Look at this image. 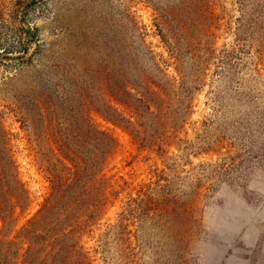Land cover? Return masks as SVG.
<instances>
[{
  "label": "rangeland",
  "instance_id": "374dc122",
  "mask_svg": "<svg viewBox=\"0 0 264 264\" xmlns=\"http://www.w3.org/2000/svg\"><path fill=\"white\" fill-rule=\"evenodd\" d=\"M43 9L32 21L41 44L34 56L39 81L58 84L49 69L67 65L75 71L67 82L73 85L77 71L92 69L101 56L119 70L127 65L126 54L146 47L163 54L169 75L180 66L187 85L194 79L188 95L184 85V92L178 90L188 108L185 118L171 127L163 117L164 128L152 143L140 142L130 122L91 114L95 126L116 140L103 174L120 184L113 206L83 239L93 264L167 263L165 238L151 236L149 243L145 233L129 240L113 225L129 197L164 184L166 192L184 198L200 193L201 238L191 239L190 257L179 259L181 264H264V0H46ZM173 52L185 58L177 64L169 58ZM195 54L207 57L193 61ZM222 59L230 60L223 75ZM11 74L0 69V83ZM37 76L30 68L0 86V110L20 179L30 193V214L50 183L12 108L14 88ZM166 94L167 102L177 97L174 91ZM131 112L124 114L129 118ZM155 228L151 224L149 231Z\"/></svg>",
  "mask_w": 264,
  "mask_h": 264
},
{
  "label": "trees",
  "instance_id": "16d2710c",
  "mask_svg": "<svg viewBox=\"0 0 264 264\" xmlns=\"http://www.w3.org/2000/svg\"><path fill=\"white\" fill-rule=\"evenodd\" d=\"M45 2H0V69L12 73L0 86L18 79L30 68L38 74L28 85L14 88L12 110L50 183L48 194L30 214V193L20 179L10 146L12 135L4 126V112L0 110V264H93L83 239L113 206L120 184L103 174L116 140L95 126L91 114H101L112 122H130L140 142L152 143V137L164 128L163 117L169 118L166 121L171 127L185 118L188 108L186 101L178 97V90L188 95L194 79L187 85L180 66L169 75L163 54L146 47L134 56L126 54L127 65L119 70L110 66L107 56H101L92 69L77 71L78 81L75 79L73 85L67 82L75 77V71H69L67 65L49 69L59 78L58 84L39 81L41 71L34 65V56L39 54L41 44L39 27L32 21L44 12ZM169 58L179 64L185 55L173 52ZM227 67L230 60L222 59L219 72L228 73ZM172 91L177 97L170 96L167 102L166 93ZM126 109L132 111L129 118L124 114ZM141 195L128 198L113 225L129 240L138 241L147 233L145 241L150 243L152 237L162 236V249L169 251L162 256L166 264H181L190 257L191 239L201 238L200 209L196 204L200 193H188L184 198L170 189L166 192L164 184L146 187ZM147 222L149 228L151 224L156 226L153 233L144 229Z\"/></svg>",
  "mask_w": 264,
  "mask_h": 264
}]
</instances>
